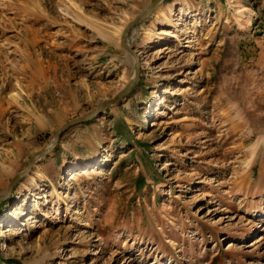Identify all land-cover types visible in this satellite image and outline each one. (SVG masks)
Returning a JSON list of instances; mask_svg holds the SVG:
<instances>
[{"label": "rangeland", "instance_id": "1", "mask_svg": "<svg viewBox=\"0 0 264 264\" xmlns=\"http://www.w3.org/2000/svg\"><path fill=\"white\" fill-rule=\"evenodd\" d=\"M149 2L0 0V195L125 87ZM127 39L131 90L0 201V264H264V0H163Z\"/></svg>", "mask_w": 264, "mask_h": 264}, {"label": "water", "instance_id": "2", "mask_svg": "<svg viewBox=\"0 0 264 264\" xmlns=\"http://www.w3.org/2000/svg\"><path fill=\"white\" fill-rule=\"evenodd\" d=\"M161 1H163V0H150L148 7L143 11V13L141 15L137 16L134 20L130 21L122 33L121 40H120L122 47L129 54H131L132 56H135L134 73H133L132 77L129 79L128 83L125 85V87L113 98L102 100L101 103L92 112H89L87 114H84L82 116L74 118V119L68 121L67 123L63 124L62 126H60L52 138L51 145L46 146V147L38 150L37 152H35V154L30 156L26 168L21 173H19L18 175H16L13 178V180H12L11 184L9 185L5 194L0 195V201L6 199L9 196V194L12 190V187L17 183V181L21 177H23L27 173V171L31 168L33 163L38 158L47 155L48 153H50L55 148L62 132H64L66 129H68V128L76 125V124H80L82 122L88 121V120L98 116L107 107H109V106L117 103L119 100H121L131 90V88L134 86V84L138 78V75H139V59H138L137 55L135 54V52L133 51L132 47L129 46V44L127 43V32L133 25H135L136 23L147 18L155 10L156 6Z\"/></svg>", "mask_w": 264, "mask_h": 264}, {"label": "bare ground", "instance_id": "3", "mask_svg": "<svg viewBox=\"0 0 264 264\" xmlns=\"http://www.w3.org/2000/svg\"><path fill=\"white\" fill-rule=\"evenodd\" d=\"M161 3H162V1L156 6V8H157ZM156 8H155V10H156ZM133 26H134V25H133ZM133 26H132V27H133ZM123 29H124V28L122 27V28H119V29L117 30L118 35H121V33L123 32ZM130 29H131V28H130ZM130 29H129V30H130ZM129 30H128V32H129ZM128 32H127V35H128ZM127 43H128V39H127ZM128 44H129V43H128ZM129 46H131V45L129 44ZM130 56H132V55H130ZM132 57L135 59V56H132ZM257 146H258V144H257ZM257 146H255V148H254L255 151H256V149H257ZM75 177H76L75 174H72V177H71V178H75ZM33 180H34V179L31 180V183L33 182ZM0 234H1V232H0Z\"/></svg>", "mask_w": 264, "mask_h": 264}]
</instances>
